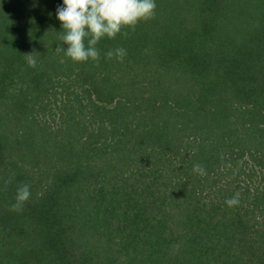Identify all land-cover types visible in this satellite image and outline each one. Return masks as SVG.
Returning <instances> with one entry per match:
<instances>
[{
	"label": "trees",
	"instance_id": "16d2710c",
	"mask_svg": "<svg viewBox=\"0 0 264 264\" xmlns=\"http://www.w3.org/2000/svg\"><path fill=\"white\" fill-rule=\"evenodd\" d=\"M62 2L0 0V264H264V0H155L98 64Z\"/></svg>",
	"mask_w": 264,
	"mask_h": 264
},
{
	"label": "clouds",
	"instance_id": "9594fccd",
	"mask_svg": "<svg viewBox=\"0 0 264 264\" xmlns=\"http://www.w3.org/2000/svg\"><path fill=\"white\" fill-rule=\"evenodd\" d=\"M155 0H63L56 9V18L61 24L63 34L59 37L60 46L56 51H63L73 62L82 63L92 60L99 63L100 51L96 47L103 38L115 39L122 30L135 27L155 17ZM127 37L128 33L123 32ZM30 67L35 68L37 60L34 53L23 54ZM108 59L115 57L123 62L127 50L117 47L106 53ZM193 172L203 176V165L193 166ZM11 183V178L5 185ZM30 185L21 184L16 191L15 203L10 211L21 212L30 199ZM229 208L238 206L240 193H235L225 201Z\"/></svg>",
	"mask_w": 264,
	"mask_h": 264
}]
</instances>
